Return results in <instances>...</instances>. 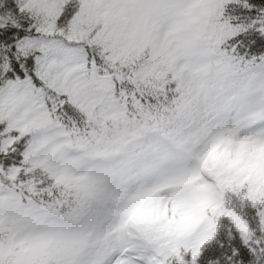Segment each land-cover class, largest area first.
Returning a JSON list of instances; mask_svg holds the SVG:
<instances>
[{"label":"snow or ice","instance_id":"6c2138e0","mask_svg":"<svg viewBox=\"0 0 264 264\" xmlns=\"http://www.w3.org/2000/svg\"><path fill=\"white\" fill-rule=\"evenodd\" d=\"M0 264H264V0H0Z\"/></svg>","mask_w":264,"mask_h":264}]
</instances>
